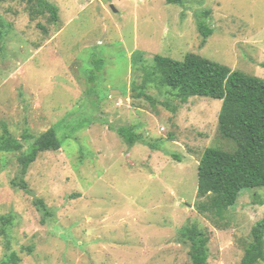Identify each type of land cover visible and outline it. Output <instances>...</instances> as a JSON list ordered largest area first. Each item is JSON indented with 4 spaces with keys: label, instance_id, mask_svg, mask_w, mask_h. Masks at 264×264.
<instances>
[{
    "label": "rangeland",
    "instance_id": "374dc122",
    "mask_svg": "<svg viewBox=\"0 0 264 264\" xmlns=\"http://www.w3.org/2000/svg\"><path fill=\"white\" fill-rule=\"evenodd\" d=\"M48 1L59 27L36 3L0 1V136L32 144L55 130L63 141L39 154L27 190L14 185L21 153L0 152V217H12L6 234L0 224V261L194 264L181 231L196 226L210 238L209 264H241L264 189L244 190L222 216L197 209L203 154L236 148L220 133L223 101L184 102L152 74L156 55L198 54L264 81V0ZM122 127L144 143L131 147ZM37 199L54 214L46 222Z\"/></svg>",
    "mask_w": 264,
    "mask_h": 264
},
{
    "label": "trees",
    "instance_id": "16d2710c",
    "mask_svg": "<svg viewBox=\"0 0 264 264\" xmlns=\"http://www.w3.org/2000/svg\"><path fill=\"white\" fill-rule=\"evenodd\" d=\"M28 1L30 5L37 4L35 10L38 14L49 13V21L56 26L60 24L57 6L48 0ZM187 1L166 0L173 5H185ZM209 18L210 11H204L198 21V29L204 37L203 44L207 43L214 32L205 21ZM39 27L48 34L46 27L40 24ZM152 75H159L161 82L177 92L179 99L184 102L192 97L223 101L219 116L220 133L223 138L233 141L236 148L232 152L208 148L203 154L198 171L199 212L222 216L236 206L244 190L264 189V81L241 71H233L228 66L198 54H188L183 61L156 55ZM152 80L153 76L149 74L145 85ZM143 88L139 97L145 96ZM117 132L131 147L144 143V137L137 133L135 127H122ZM24 138L27 140L28 137ZM62 147L63 141L55 130L47 131L32 144H24L8 132L0 136V152L21 153L20 181H15L14 185L24 190L29 188L25 178L39 154L58 151ZM35 205L43 215V222L53 217L54 214L44 200H35ZM11 219L12 217H0L2 234H6V228L12 223ZM181 234L183 239L191 243L190 255L193 263L209 264L208 235L196 226L182 229ZM261 262H264V219L253 227L252 242L247 246L241 264ZM0 264L6 263L0 261Z\"/></svg>",
    "mask_w": 264,
    "mask_h": 264
},
{
    "label": "water",
    "instance_id": "95a60500",
    "mask_svg": "<svg viewBox=\"0 0 264 264\" xmlns=\"http://www.w3.org/2000/svg\"><path fill=\"white\" fill-rule=\"evenodd\" d=\"M113 9H114V7H113ZM114 10H116V9H114ZM114 93H117V92H114ZM114 93H113V94H114ZM119 93H120V92H119Z\"/></svg>",
    "mask_w": 264,
    "mask_h": 264
}]
</instances>
